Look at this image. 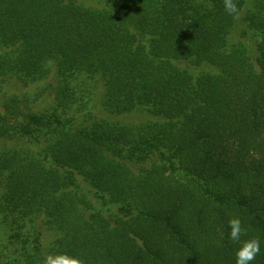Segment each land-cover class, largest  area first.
I'll return each mask as SVG.
<instances>
[{"label":"trees","instance_id":"16d2710c","mask_svg":"<svg viewBox=\"0 0 264 264\" xmlns=\"http://www.w3.org/2000/svg\"><path fill=\"white\" fill-rule=\"evenodd\" d=\"M0 0V264H264V0Z\"/></svg>","mask_w":264,"mask_h":264},{"label":"clouds","instance_id":"9594fccd","mask_svg":"<svg viewBox=\"0 0 264 264\" xmlns=\"http://www.w3.org/2000/svg\"><path fill=\"white\" fill-rule=\"evenodd\" d=\"M225 11L234 20L241 18V9L235 0H223ZM230 228L229 239L239 245L235 253V264H251L256 256L260 254V241L258 238L242 239L247 234V230L242 226V221L238 217L228 220ZM42 264H85L78 256H71L67 253H47Z\"/></svg>","mask_w":264,"mask_h":264},{"label":"rangeland","instance_id":"374dc122","mask_svg":"<svg viewBox=\"0 0 264 264\" xmlns=\"http://www.w3.org/2000/svg\"><path fill=\"white\" fill-rule=\"evenodd\" d=\"M200 3L208 4L210 0H198ZM52 80L27 86H6L0 89V112H3L4 104L12 98H18L25 102L29 108L42 113L50 109L55 103V95L51 87Z\"/></svg>","mask_w":264,"mask_h":264}]
</instances>
